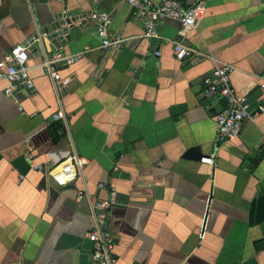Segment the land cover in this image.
I'll list each match as a JSON object with an SVG mask.
<instances>
[{
    "label": "crops",
    "instance_id": "0c3cea01",
    "mask_svg": "<svg viewBox=\"0 0 264 264\" xmlns=\"http://www.w3.org/2000/svg\"><path fill=\"white\" fill-rule=\"evenodd\" d=\"M182 1L202 2L203 19L189 29L161 20L149 39L123 0H0V59L31 41L35 88L7 96L0 79V264H90L91 206L110 190L115 264H264V112L219 140L203 97V78L229 63L237 94L259 101L264 0ZM93 9L109 13L119 50L80 19ZM173 40L200 55L176 58ZM84 49L58 65V82L39 66ZM72 153L87 164L59 186L46 168Z\"/></svg>",
    "mask_w": 264,
    "mask_h": 264
},
{
    "label": "built area",
    "instance_id": "2783aa9c",
    "mask_svg": "<svg viewBox=\"0 0 264 264\" xmlns=\"http://www.w3.org/2000/svg\"><path fill=\"white\" fill-rule=\"evenodd\" d=\"M128 3L137 13L143 23V36L149 39L160 38L158 23L161 20H176L183 28L195 27L204 17L205 8L202 2L185 4L182 0H123ZM66 11H63L65 18ZM78 17V16H77ZM71 19L72 17H67ZM80 19L95 20L97 35L101 40V47L110 51H117L122 47L124 39L120 35L109 32L111 17L108 12L93 9L81 15ZM65 20V19H64ZM31 41L16 43L11 46L0 59V79L7 82L3 92L7 96L14 95L20 89L32 92L33 80L30 76V67L27 65L28 49ZM174 55L182 59L189 55H200V51L184 44L182 41L173 40ZM87 49L65 54L62 52L46 55L40 63L45 74L49 75L55 82L61 80L58 65L71 64L81 58ZM157 52V51H156ZM235 66L229 63H222L215 66L211 73L203 78L206 90L203 97L215 96L222 100V108L216 113L217 138L232 139L240 134L242 123L245 119L264 112V103L261 99L264 96V70L260 73L259 101H253L247 95H239L231 84V74ZM54 119L63 117L62 112L54 114ZM264 148V134L262 138ZM31 149V148H29ZM31 158V151H29ZM201 160L210 162L211 157H202ZM87 164V159L77 153H72L66 158L46 168L49 177L59 186L67 185L76 179L77 173ZM41 166L33 162L31 168L39 169ZM105 188L104 183L99 184ZM113 190L104 198L98 199L92 204L93 229L87 233V239L91 243L90 264H115L114 255L115 234L107 227L109 210L111 207V196Z\"/></svg>",
    "mask_w": 264,
    "mask_h": 264
},
{
    "label": "water",
    "instance_id": "95a60500",
    "mask_svg": "<svg viewBox=\"0 0 264 264\" xmlns=\"http://www.w3.org/2000/svg\"><path fill=\"white\" fill-rule=\"evenodd\" d=\"M70 20H73V18H71ZM70 20H67V21H70ZM65 20H64V24H65ZM70 23V22H69ZM68 23V24H69ZM67 28H63V30H59L58 32H57V34H59V37H62L63 35L61 34L62 33V31H63V33H66L67 32V30H66ZM62 35V36H61ZM206 103L207 104H210V103H214V109H216V110H220L221 108H222V104L220 103V102H218L217 101V98L215 97V96H209L208 98H207V100H206ZM202 155L203 154H200V153H198V154H189V156H191V157H194L195 159H197V160H200L201 159V157H202Z\"/></svg>",
    "mask_w": 264,
    "mask_h": 264
}]
</instances>
